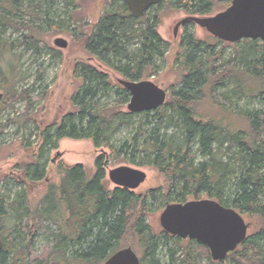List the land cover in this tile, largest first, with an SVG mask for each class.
I'll return each mask as SVG.
<instances>
[{
  "label": "trees",
  "instance_id": "1",
  "mask_svg": "<svg viewBox=\"0 0 264 264\" xmlns=\"http://www.w3.org/2000/svg\"><path fill=\"white\" fill-rule=\"evenodd\" d=\"M45 1L0 0V81L7 75L12 79V87L3 89L7 95L12 94L17 83L16 76L10 75L17 46L31 49L36 55L45 48L53 50L43 40L48 32L25 19L27 15L39 16ZM62 1L65 10L74 5V0ZM161 5L203 15L210 13L213 2L161 0L136 17L123 0H111L96 26L82 35L83 48L95 53L101 61L109 56L124 60L122 66L115 67L109 61L106 64L130 80L153 75L157 70L155 60L163 57V50L168 48V42L156 30ZM150 10L154 11L151 17ZM68 12L73 20L74 16ZM189 24L192 22L185 26ZM45 27L55 31L60 24L49 19ZM7 29L19 32L16 47L3 38ZM215 39L222 43V48L207 52L213 46L195 40L190 34L182 38L176 57L184 67L179 86L176 89L171 85L165 103L152 111H121L129 93L119 83L109 82L92 65L81 61L75 64L74 76L82 80V85L74 94V111L41 131L40 155L21 166L23 178L43 179L45 167L39 162L42 148L47 145L55 148L59 139L70 138L89 139L95 147L105 146L115 159L123 147H130L132 157L135 153L143 155L140 162L132 158L129 161L153 167L162 175L163 183L142 193L122 187L108 188L103 154L95 158L94 171L89 176L80 164L61 163L57 168L59 180L48 184L40 206L25 205L23 189L12 201L8 202L7 195L0 197L3 241L0 264H102L117 249L131 246L127 239L140 251V264H161L156 256L163 249L171 264H264V109L244 110L231 104L232 99L250 97L264 106V42L241 39L232 43L233 50L224 56L225 47L231 43ZM1 62L7 66L6 71ZM114 89L123 91L124 100L100 106L95 99L97 95ZM150 113H154L157 122L149 128V121L141 123L137 136L142 134V141L137 143L135 137L131 138L133 147L127 141L121 146L111 143L112 134L120 126L131 124L134 117L146 118ZM230 117L237 118L242 125L233 127ZM9 181L24 185L14 179H3L5 183ZM203 194L258 220V229L248 233L243 243L217 262L211 260L204 244L183 241L163 230L156 234L146 223V215L153 206L160 208L168 202L199 199ZM6 204L14 215L5 213ZM7 220L13 222V233L6 239L3 223ZM42 229L46 233L47 242L43 246L48 247L47 256H32Z\"/></svg>",
  "mask_w": 264,
  "mask_h": 264
},
{
  "label": "rangeland",
  "instance_id": "2",
  "mask_svg": "<svg viewBox=\"0 0 264 264\" xmlns=\"http://www.w3.org/2000/svg\"><path fill=\"white\" fill-rule=\"evenodd\" d=\"M110 1L74 0V5L66 7L65 10L63 6L64 1L46 0L45 3L41 4V8L44 11L39 16H25V19H30L32 24L39 26L41 31L44 33L48 32L45 33L43 40L53 50L45 48L40 55H36L31 49L25 50L22 46H17V41L20 40L19 32L14 29H7L5 31L3 38L15 43V47L17 46L14 50L15 55L12 57L14 63L11 67L12 71L10 74H14L17 79L15 90L12 92L13 95H7L5 90H3L5 87L11 86L12 79L10 76H4L0 81V197L9 196L8 202L17 198V192L23 189L27 202L25 205H30L31 207L40 206L41 200L48 190V184L58 182L59 180L57 168L61 163L68 165L80 164L89 176L94 171L95 158L101 154L105 155L104 173L108 188L115 187L107 177L108 170L121 165L138 168L146 173L145 180L133 192L142 193L163 183L162 175L153 167L147 165L138 166L129 161L132 158L135 162H140V157L143 155L142 153H135L133 154V158L131 155L133 149L130 147H123L122 153L115 159L111 157V152L105 146L95 147L89 139L74 140L70 138L59 139L55 148H52L50 145L42 148L44 149L42 150L43 155L40 156L39 162L43 163L45 167L44 179L31 182L26 186L19 183L12 184L11 181L7 183L3 182L5 177L9 178V180L14 179L20 182L21 166H25L33 161L37 154L40 155V148L43 144L41 131L48 124L55 125L63 115L74 111L72 106L74 94L82 85V80L74 76V68L77 62L81 61L92 65L101 71V73L105 74L111 83L118 84V78L128 79L106 64V61H109L115 67L122 66L125 65L124 60H118L119 58L116 59L109 56L104 57L105 59L103 58L104 60L101 61L95 53L86 51L83 48L82 35L88 34L96 26L98 19L103 13V9L110 7ZM212 2L213 5L210 13L203 15L189 14L181 9L168 8L165 5L158 7L159 12L156 30L160 37L168 42V48L163 50V57L155 60V65L157 66L156 72L142 79H149L159 87L165 89L167 97L171 85H175L176 89L179 86L177 82L179 81L180 74L184 71L183 65L176 59L180 51L179 44L182 38H187V35L190 34L195 40L203 41L213 46L208 48L207 52H210L212 49L213 51H217L222 48V43H218L210 33L194 23L179 27L174 34V26L178 20L190 15H214L224 10L229 5L230 0H212ZM23 7H25V3H23ZM65 11L67 12L65 13ZM68 11L74 16L73 20L69 19ZM153 13L154 11L150 10V17ZM52 15H54V18ZM49 19H53L55 23L60 24L58 30L51 31L45 27V23ZM23 33H26V31L23 30ZM57 37L66 40V47L61 48L54 45L53 41ZM232 50L233 46L231 43L225 47L224 56L229 55ZM56 53L58 55L54 57ZM198 54L201 53L198 52ZM6 67L1 62L3 71H6ZM115 89L109 90L108 94L97 95L95 99L98 101V104L102 106L121 103L125 98V94L123 91H116ZM218 91L221 92L224 90L219 89ZM127 99L129 100V97ZM127 102L121 107V111H127ZM231 104L233 107L244 110L264 109V106L259 104L258 100L250 97H243L239 100L232 99ZM138 118H132L131 124L122 125L115 130L110 139L111 143L121 146L123 141H127V145L130 146L131 138L133 137H135L137 143L142 141V134L137 136V129L141 123L143 121H149L151 123L147 126L149 128L152 125H156L157 119L154 117V113H150L149 116L141 118L140 120ZM236 119L235 117H230L229 119V123L233 127L242 125ZM241 127L246 128L244 126ZM131 147L133 146L131 145ZM201 198L210 197L203 194ZM262 200H264V195L262 196ZM163 208L155 205L146 215V223L156 234L162 230L158 217ZM4 209L7 215L11 216L15 214L13 209L7 204L4 206ZM18 210L21 212V206ZM240 214L246 223H248V233L258 229V220L256 217L243 213ZM3 224L5 229L4 236L7 239L13 233L11 230L13 222L12 220H7ZM44 234L46 233L42 229L40 239L35 243L36 250H34V254H31L32 256H47L48 247L43 246L47 242ZM186 240L188 239H184L183 241ZM127 242L132 244L130 247L140 257V251L132 243V240L127 239ZM172 245L170 243L169 246L172 247ZM156 257L161 261V264H171L165 249L160 250ZM50 261L53 262L52 257Z\"/></svg>",
  "mask_w": 264,
  "mask_h": 264
},
{
  "label": "water",
  "instance_id": "3",
  "mask_svg": "<svg viewBox=\"0 0 264 264\" xmlns=\"http://www.w3.org/2000/svg\"><path fill=\"white\" fill-rule=\"evenodd\" d=\"M123 1L131 14L141 17L161 0ZM185 22H192L227 43L241 39H260L264 42V0H231L224 10L214 15L186 16L176 22L174 34ZM53 43L61 48L67 45L66 40L60 37L55 38ZM117 82L129 93L126 104L128 112L152 111L166 101V90L149 79L118 78ZM107 177L116 187L134 191L145 180L146 173L138 168L121 165L109 169ZM158 220L160 228L169 235L204 244L211 260L216 262L223 260L229 252L243 243L249 229L238 210L211 198L168 202ZM2 247L3 241L0 239V249ZM102 264H140V259L130 246H126L114 251Z\"/></svg>",
  "mask_w": 264,
  "mask_h": 264
},
{
  "label": "flooded vegetation",
  "instance_id": "4",
  "mask_svg": "<svg viewBox=\"0 0 264 264\" xmlns=\"http://www.w3.org/2000/svg\"><path fill=\"white\" fill-rule=\"evenodd\" d=\"M186 23H188V22H185V23L181 24L179 27H181V26H185V24H186ZM179 27H178V28H179ZM211 36H212V35H211ZM212 37H213V36H212ZM39 158H40V157H39ZM21 176H22V175H20V179H19V180H20L21 182H23V183H24V186H26L27 184H29V183H31V182H36V181H39V180H35V181H34V180H32V181H28V180H26V178H25V177L23 178V176H22V177H21ZM44 178H45V176H44ZM44 178H43V179H44ZM40 180H41V179H40ZM1 240H2V239H1Z\"/></svg>",
  "mask_w": 264,
  "mask_h": 264
},
{
  "label": "bare ground",
  "instance_id": "5",
  "mask_svg": "<svg viewBox=\"0 0 264 264\" xmlns=\"http://www.w3.org/2000/svg\"><path fill=\"white\" fill-rule=\"evenodd\" d=\"M131 14V13H130Z\"/></svg>",
  "mask_w": 264,
  "mask_h": 264
}]
</instances>
